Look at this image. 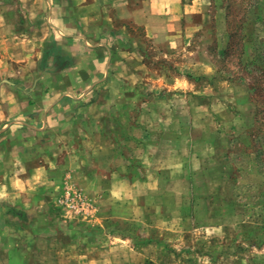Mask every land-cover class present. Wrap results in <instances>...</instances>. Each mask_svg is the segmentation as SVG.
I'll use <instances>...</instances> for the list:
<instances>
[{
    "label": "rangeland",
    "instance_id": "rangeland-1",
    "mask_svg": "<svg viewBox=\"0 0 264 264\" xmlns=\"http://www.w3.org/2000/svg\"><path fill=\"white\" fill-rule=\"evenodd\" d=\"M209 1L210 8L202 13H208L205 24L189 33V45L168 48L163 57L144 41L149 57L142 61L149 73L138 74L131 92L136 108L127 117L119 112L121 120H129L116 123L113 110L106 109L105 122L98 124L113 146L107 167L95 155H82L78 143L74 146L72 163L88 164V177L98 172L105 185L58 171L51 203L38 210L51 215L49 236L41 233L48 221L27 218L23 201L0 200V226L15 232L0 239L12 237L15 249L26 250L34 264L51 256L77 264H264V91L248 90L257 84L264 89L259 78L264 70V7L258 18L250 10L239 22L240 40L226 58L227 28L216 26L214 18L225 11V2ZM231 6L236 12V4ZM199 20L196 16L192 22ZM134 34L141 38L144 32L137 28ZM155 72L166 77L151 79ZM176 73L190 84L179 89L161 85ZM145 111L157 120L145 121ZM135 144L144 146L151 166L133 158ZM11 145L3 139L4 147ZM56 157L58 165L69 164L68 157ZM41 158L30 157L28 166ZM28 175L16 165L1 170L0 194ZM30 192L33 198L43 194ZM40 238L49 242L42 252L36 247Z\"/></svg>",
    "mask_w": 264,
    "mask_h": 264
},
{
    "label": "crops",
    "instance_id": "crops-1",
    "mask_svg": "<svg viewBox=\"0 0 264 264\" xmlns=\"http://www.w3.org/2000/svg\"><path fill=\"white\" fill-rule=\"evenodd\" d=\"M210 5L206 0H0V171L13 165L21 172L29 171L10 184L0 200L23 201L27 218L47 220L41 233L51 235L50 213L38 210L51 203L58 171L69 170L81 182L89 178L98 179L97 184L105 182L98 172L88 177V164H73L70 156L76 154L78 143L82 155L102 159L103 168L111 161L110 137L98 124L105 122L106 109L113 110L112 122L116 123L129 120H121L119 112L127 117L134 111L131 107L136 108L137 98L131 92L136 90L138 74L149 73L142 61L149 57L143 44L148 42L163 57L168 48L189 45V33L204 26L208 13H202ZM196 16L200 20L194 23ZM214 18H218L216 26L226 28L225 11ZM137 28L143 37L134 34ZM176 74L169 82L168 77L166 81L161 77L165 81L161 85L179 89L190 84ZM159 76L165 73L155 72L151 79ZM172 105L169 102L168 107ZM147 111L144 120L156 121L158 116ZM133 119L136 122L137 117ZM3 139L11 147H4ZM137 146L133 158L142 159L144 167L151 166L152 157L143 145L132 147ZM58 153L68 157L65 162L69 159V164L58 165ZM37 155L43 158L40 163L28 166L27 160ZM102 182L100 186L105 185ZM31 190L43 194L33 198ZM14 233L0 226L1 236ZM23 234L29 233L25 230ZM36 241L37 250L48 249L45 238ZM14 243L12 237L0 239V264H34L26 250L15 249ZM36 263L78 261L51 256Z\"/></svg>",
    "mask_w": 264,
    "mask_h": 264
},
{
    "label": "trees",
    "instance_id": "trees-1",
    "mask_svg": "<svg viewBox=\"0 0 264 264\" xmlns=\"http://www.w3.org/2000/svg\"><path fill=\"white\" fill-rule=\"evenodd\" d=\"M225 2V6H224V10H225V26L227 28V47L224 50L223 54L225 55L226 58H228L230 51H234V46L238 44L239 40H240V34H241V30H242V25L239 24V22L243 19H245V17L248 15L249 12L254 11V16L256 18H258V14L260 12L259 9H261V7H264V0H238V2H234L236 0H223ZM234 3V5L236 4V12L232 9V4ZM251 10V11H250ZM240 16V19L238 21H235V18ZM246 20V19H245ZM241 51V52H240ZM243 51V46L241 45L238 51V55H237V60H238V64L241 63L239 57L241 56ZM247 65V64H246ZM258 70V68H256ZM229 70V69H228ZM256 71V70H255ZM259 71V70H258ZM232 76H234L235 74L232 73ZM240 80H243V76L242 74L240 76H238ZM259 78H263L264 79V70L261 71V75ZM258 78V80H259ZM262 80V79H261ZM258 83L260 82L257 81ZM256 82V83H257ZM253 89H259L264 91L263 88H258V84H257V88H253V87H248V90H253ZM255 107L257 108V105L254 103ZM258 121L256 120V123Z\"/></svg>",
    "mask_w": 264,
    "mask_h": 264
}]
</instances>
